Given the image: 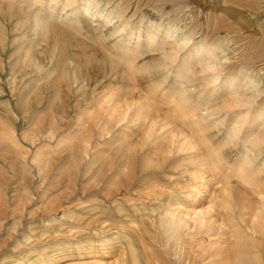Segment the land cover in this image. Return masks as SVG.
Returning <instances> with one entry per match:
<instances>
[{
  "label": "rangeland",
  "instance_id": "1",
  "mask_svg": "<svg viewBox=\"0 0 264 264\" xmlns=\"http://www.w3.org/2000/svg\"><path fill=\"white\" fill-rule=\"evenodd\" d=\"M263 111L264 0H0V264L150 256L166 207L185 264H226L241 215L264 264Z\"/></svg>",
  "mask_w": 264,
  "mask_h": 264
},
{
  "label": "bare ground",
  "instance_id": "2",
  "mask_svg": "<svg viewBox=\"0 0 264 264\" xmlns=\"http://www.w3.org/2000/svg\"><path fill=\"white\" fill-rule=\"evenodd\" d=\"M89 1V0H88ZM88 3V2H87ZM83 9V8H82ZM87 9H89V8H87ZM89 10H91V9H89ZM35 22H36V20H35ZM169 30H170V28H168ZM171 31V30H170ZM167 32V31H166ZM152 34V33H151ZM151 34H149V35H151ZM169 32H167L165 35L166 36H168L169 37ZM172 35V34H171ZM151 37V36H150ZM157 37V36H156ZM167 37V38H168ZM166 38V39H167ZM170 38H171V36H170ZM148 39V38H147ZM156 39V38H155ZM191 39V38H190ZM186 40H188V39H186ZM184 41V40H183ZM149 43L151 42L150 40L148 41ZM148 43V44H149ZM185 43H186V41H185ZM187 44V43H186ZM211 45V44H210ZM215 47H212V46H210V47H208L207 49H204L202 52H203V54L204 55H208V54H212L213 53V50H215L214 49ZM201 49V48H200ZM216 49H217V47H216ZM202 54V55H203ZM205 68L206 69H211V67L209 66V65H206L205 66ZM230 86L232 87L233 86V84L232 83H230ZM182 98V97H181ZM241 98V97H240ZM251 99V98H250ZM248 101V100H247ZM247 101H245V100H242V99H236V100H233V104H235V105H242V106H244V105H247V103L249 102H247ZM181 102H182V100H181ZM251 102V101H250ZM149 106V105H148ZM182 107V106H181ZM147 108V107H146ZM183 112V111H182ZM183 116H184V113L182 114ZM141 116H143L144 118H146L147 119V115H146V113H142L141 114ZM150 117H152L151 115L149 116V118ZM149 118H148V120H149ZM150 119H152V118H150ZM264 119V111H263V113H261V114H259V117L257 118V120L255 121L256 123H259V121H261V120H263ZM256 123H251V126L253 125V124H256ZM232 124V123H231ZM263 125V124H262ZM254 126V125H253ZM252 126V127H253ZM240 127V126H239ZM238 127V129H240ZM255 128V127H254ZM230 129V128H229ZM230 130H234V129H230ZM179 131V130H178ZM236 131V133L239 131H237V129L235 130ZM259 131V130H258ZM232 133L231 134H233V131H231ZM147 131H145V134L147 135ZM181 133H182V131H181ZM235 133V132H234ZM262 133H263V131H262ZM144 134V135H145ZM235 135V134H234ZM234 135H232V139H234V137H236V136H234ZM254 135V134H253ZM251 137V136H250ZM247 140V141H246ZM245 141L247 142V143H249V145H250V148H246V150H249V153L251 152V155H252V157L253 158H255V156H257L255 153L256 152H252V149H255L256 148V146L259 144V143H261L262 141H264V133L263 134H260L259 135V133H258V136L256 135V137H253V138H249V136H248V138L246 139ZM245 143V142H244ZM247 145V144H246ZM190 149H194V146L193 145H190ZM198 151V150H197ZM257 151V150H256ZM206 152V151H205ZM208 154H209V152H208ZM257 154H259V151H257ZM215 156V155H214ZM192 157H194V158H196L197 157V155H195V154H192ZM252 157H247L246 158V161H250V160H252ZM208 158V157H207ZM209 159V158H208ZM219 160V159H218ZM204 161H206V159L204 160ZM204 161H201V165L200 166H203V165H205L206 163L204 162ZM243 161V160H242ZM209 162V161H208ZM219 162V161H218ZM213 163V162H212ZM253 163V162H252ZM246 165H247V163H246ZM214 166V165H213ZM202 168V167H201ZM258 172V171H257ZM236 177V176H235ZM239 178V177H238ZM250 182V181H249ZM253 182V181H252ZM261 183V182H260ZM248 186V185H247ZM246 187H244L243 189H245ZM247 188H249V186L247 187ZM250 189H252V188H250ZM245 191H247V190H245ZM250 191V190H249ZM248 191V192H249ZM231 192V191H230ZM153 193V192H152ZM251 193V192H250ZM256 193V192H255ZM156 195V194H155ZM253 195H255V194H253ZM257 196V195H256ZM156 197V196H155ZM227 198H229L230 200V202L231 203H229V201L228 200H226L227 202V205H228V203H229V207L226 205V206H224L227 210L230 208V204H233L232 203V200H231V198H230V195H228V197ZM261 199V198H260ZM264 199V198H263ZM234 205H235V203H234ZM233 205H231V207H232ZM163 208V207H162ZM166 208H168V207H166ZM163 209V214H159V218H158V221H155L154 223H151L150 225H149V227L147 228V233H149L151 236V238H150V240L149 241H151L152 240V242L154 243V246H155V248H154V250H150L151 251V254H150V256H148V248H151L150 246H152V243L151 242H144V241H140L139 240V245L140 246H138L137 245V243H135V242H133V241H131V240H129V239H127L124 235H118V233H117V237L116 238H114V239H116V241L117 240H122V239H125L126 240V248H127V250H126V252H125V259H124V261L122 260V263L121 264H140V257H139V249L141 248V250H142V252L145 254L144 256H145V258H146V262H147V264H185L186 263V261L187 260H185L183 257H181V252L180 251H182V249H184L185 248V246L187 245L188 246V242L190 241V239L193 237V236H195V234L193 233V234H187L185 237H183L184 235H183V231H184V228H186V223H184L183 221H181L180 219H179V217H177V216H179V215H176V213L177 212H173L171 209H170V211L168 210V209ZM262 208H264L263 206H262ZM262 208H259V209H261V211L262 212H264L263 211V209ZM153 210L154 209H152V212H153ZM234 211V210H233ZM232 211V212H233ZM228 212H230V210L228 211ZM250 212H252V211H250ZM255 212V211H254ZM254 212H252V214H254ZM262 212H261V214H262ZM230 214H231V212H230ZM234 213H232L231 215H233ZM257 214V213H256ZM227 215V214H226ZM251 216V215H250ZM258 216V215H257ZM256 216V217H257ZM229 217H230V215H229ZM228 217V218H229ZM256 217H250V219L252 220L250 223V225H248L247 223H249V222H247V220H245L244 219V216L243 215H241V217H240V223H235V222H232L231 220V222L230 223H228L229 225H228V227H230L231 229H232V231H229L230 232V236H228V238L226 237L224 240H223V242L224 243H227V241L230 239V238H233L234 240H235V248L233 249V250H231L230 252V254L228 255L229 257H227V258H225L226 259V261L227 262H225L226 264H245L246 262H248L249 261V255L246 253V252H244L243 250H242V248H243V242L241 241L242 240V238H244V240H245V238H249V239H255V238H252V237H254V235L256 234V230H255V225H254V221H256V220H254V218L255 219H257ZM261 218V217H260ZM261 220V219H260ZM262 221V220H261ZM259 222V221H258ZM131 223V222H130ZM263 223V222H262ZM231 224V225H230ZM256 224V223H255ZM124 225V224H123ZM130 225V224H129ZM211 225V224H210ZM264 225V224H263ZM227 226V225H226ZM123 227V226H122ZM259 227V226H258ZM211 226H206V222L204 221L201 225H200V227L197 229L198 231H200V232H203V234L202 235H204V234H208V232L209 231H211ZM214 228V227H213ZM212 228V229H213ZM259 229H261V228H259ZM202 230V231H201ZM221 230V229H220ZM223 230V229H222ZM230 230V229H229ZM263 232V231H262ZM195 233H197V231H195ZM227 233L226 232H223V231H220V234L218 233V235H220V237L221 236H223V235H226ZM262 234V233H261ZM146 235V234H145ZM264 236V235H263ZM263 236H261V237H263ZM259 237V236H258ZM260 237V238H261ZM256 238H257V234H256ZM193 239V238H192ZM220 239V238H219ZM138 240V239H137ZM258 240V239H257ZM263 240H264V238H263ZM246 242V241H245ZM258 242V241H257ZM248 243H251V242H248ZM253 243H254V241H253ZM256 243V242H255ZM256 245H257V243H256ZM259 245H260V241H259ZM153 246V247H154ZM186 246V247H187ZM252 246V245H251ZM250 246V247H251ZM254 246V245H253ZM256 247V246H255ZM259 247V246H258ZM160 248H162L160 251H158V249ZM153 249V248H152ZM244 249V248H243ZM148 250V251H147ZM245 250H246V248H245ZM253 252V251H252ZM255 253V252H254ZM253 253V254H254ZM126 255H128L127 257H126ZM256 255V254H255ZM142 257V256H141ZM252 257V256H251ZM126 258L128 259V260H126ZM235 258V259H234ZM256 258V257H255ZM143 259H144V257H143ZM229 260H230V262H229ZM251 260H254V259H251ZM250 260V261H251ZM145 262V261H144ZM229 262V263H228ZM249 263V262H248ZM252 264V263H251Z\"/></svg>",
  "mask_w": 264,
  "mask_h": 264
}]
</instances>
